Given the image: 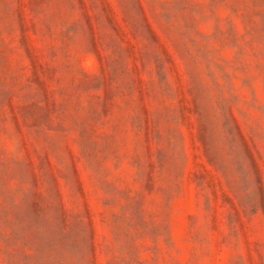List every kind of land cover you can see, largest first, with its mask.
Returning a JSON list of instances; mask_svg holds the SVG:
<instances>
[{"label":"rangeland","instance_id":"374dc122","mask_svg":"<svg viewBox=\"0 0 264 264\" xmlns=\"http://www.w3.org/2000/svg\"><path fill=\"white\" fill-rule=\"evenodd\" d=\"M0 264H264V0H0Z\"/></svg>","mask_w":264,"mask_h":264}]
</instances>
